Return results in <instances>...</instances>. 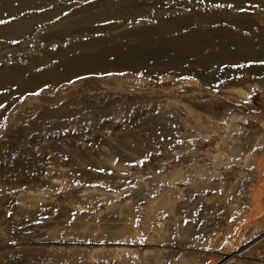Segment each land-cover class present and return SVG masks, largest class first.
Segmentation results:
<instances>
[{"label":"rangeland","instance_id":"obj_1","mask_svg":"<svg viewBox=\"0 0 264 264\" xmlns=\"http://www.w3.org/2000/svg\"><path fill=\"white\" fill-rule=\"evenodd\" d=\"M0 264H264V0H0Z\"/></svg>","mask_w":264,"mask_h":264}]
</instances>
